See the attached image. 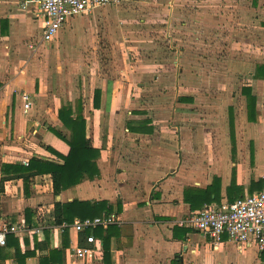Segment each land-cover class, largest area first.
I'll list each match as a JSON object with an SVG mask.
<instances>
[{
    "label": "crops",
    "instance_id": "crops-1",
    "mask_svg": "<svg viewBox=\"0 0 264 264\" xmlns=\"http://www.w3.org/2000/svg\"><path fill=\"white\" fill-rule=\"evenodd\" d=\"M132 1L118 12L103 6L70 17L42 44L33 5L0 0V227L19 226L0 246V264H264V250L255 245L240 249L225 240L215 246L210 235L177 224L205 204L233 202L264 184V77L257 75L264 45L259 60L251 54L247 82L233 93L208 86L210 77L200 75L209 55L192 54L183 63L185 52L208 46L180 43L174 24L181 4L201 2L203 18L224 21L234 37L244 25L264 36V0H167L150 19L173 31L166 34L174 54L168 62L138 60L135 44L116 39L115 20L131 18L124 9ZM210 6L229 13L214 17ZM117 45L123 58L107 74V55ZM139 66L173 67L174 74L160 81L155 72H135ZM244 87L255 96L254 113ZM21 92L30 96L28 109ZM78 117L84 126L76 142L92 150L83 158L89 170L67 166L73 171L67 179H80L57 192L50 168L40 170L34 159L64 164L69 124ZM75 201L90 204L74 206L60 222L58 205ZM97 203H103L100 214ZM108 212L122 221L89 232L72 227ZM88 234L96 238V257L73 262L70 250L88 245Z\"/></svg>",
    "mask_w": 264,
    "mask_h": 264
},
{
    "label": "rangeland",
    "instance_id": "rangeland-1",
    "mask_svg": "<svg viewBox=\"0 0 264 264\" xmlns=\"http://www.w3.org/2000/svg\"><path fill=\"white\" fill-rule=\"evenodd\" d=\"M138 1L142 3H139ZM163 1L164 2L161 6L154 0L132 1L129 5H126V8L124 9L127 17L131 18H127L124 22H118L115 20L114 27L115 29H118L119 32L116 39H121V41L135 44L137 49L134 50L138 51H133V53L136 54V59L138 60L144 62H168L174 57L173 52L169 50V36L173 33V31H171V29L167 30L163 26L162 22H154L152 21L153 19H150V16H154L153 14L156 11H163L165 9V2H167V0ZM220 2H222V0H215V3ZM201 4V2L194 5L188 3L187 6L185 4H181L182 7L179 9L181 13H177V19H175L174 22L175 30L180 38V43L190 46H192V44H197L195 46H199L202 42L206 43L208 46L207 51L199 49L185 52L183 63L186 64L189 61L188 59H191L192 54L202 55L205 53L206 55H209L208 58H206L209 65L201 64L202 67H199V72H201L200 75L210 77L211 81H209L208 86L213 84L215 87L224 86L230 92L238 93L240 92L243 84L247 82V72L252 68V64L255 62L253 61L249 65L251 54L256 56L257 60H259L260 56H263L261 55V45H264V36L257 35V37L254 32L251 33L248 29H243L244 27H247L243 23L244 26L240 31V35L234 37L228 32L227 27H223V25H225L224 21L217 22V19H207V17L203 18V8L201 7ZM243 4H245V0H243ZM210 7L211 8L209 9L214 11V17L223 15L224 13H229L227 11L224 12V9L213 6ZM141 18H146L147 21L142 22ZM196 19L198 21H196ZM183 22L185 23L183 24ZM185 25H187L188 28H186ZM166 34L169 36H166ZM250 37L252 41L249 39ZM253 42L258 44L260 53H256L254 51ZM107 58L112 61V65L110 64L108 68H105V70L107 74H111L112 71L117 69V63H120L123 58L121 47H118L117 45L112 52L108 53ZM196 59L198 60V58ZM199 60H201L200 57ZM237 60L241 61V65L234 67L232 64L233 62L237 63ZM184 68L185 70H188V68ZM171 69L173 70V67H167L166 69L161 67L155 71H151V67L147 68L139 66L135 69V72H155V74L161 78L160 81H162L164 75L174 74V71ZM87 70L86 79L89 81L90 78L93 77V73L91 72L93 71V68H89ZM236 74L240 77L238 75L236 76ZM78 76L81 77V75ZM233 77H235V79H232ZM75 78L77 79V76H75ZM226 78L229 82H225ZM161 86H164V84ZM172 101L173 99L171 102ZM249 247L251 246H247L246 248Z\"/></svg>",
    "mask_w": 264,
    "mask_h": 264
},
{
    "label": "built area",
    "instance_id": "built-area-1",
    "mask_svg": "<svg viewBox=\"0 0 264 264\" xmlns=\"http://www.w3.org/2000/svg\"><path fill=\"white\" fill-rule=\"evenodd\" d=\"M124 0H24L22 7L33 5L35 16L42 20L40 43L50 44L68 18L92 12L94 9L110 6L119 11ZM23 105L30 108L32 102L27 92H21ZM122 221L116 212L104 213L94 218L78 219L73 228L78 232ZM177 224L210 235L215 246L229 240L240 249L255 245L264 250V184L261 189L237 198L233 202L221 201L205 204L177 220ZM19 226L0 227V246L7 244V235L18 232ZM88 245H77L70 250L73 262L77 259L92 260L96 257V238L86 237Z\"/></svg>",
    "mask_w": 264,
    "mask_h": 264
},
{
    "label": "trees",
    "instance_id": "trees-1",
    "mask_svg": "<svg viewBox=\"0 0 264 264\" xmlns=\"http://www.w3.org/2000/svg\"><path fill=\"white\" fill-rule=\"evenodd\" d=\"M257 75L259 77H264V64H262V65L257 67ZM243 91L247 94L248 105H252L253 113H254V110H255L254 109V107H255V96H252V94L250 93V88L249 87H244ZM250 103H252V104H250ZM253 117H254V115H252V118ZM79 126H84L83 119L81 117L73 119L72 120V124H69V127L72 130L71 139L69 140L70 152L65 157L66 161L64 162V164H56V163H52V162H49V161L34 159L35 162H37V164H42L41 167H39V168H43V169H40V170H46V169L50 168V170H51V172L53 174V179H54V183H55V190L57 192L60 191L65 186H68L71 183H74L75 181H78L80 179V176H78V177L76 176V177H71V180H68L67 177L72 176L73 175V171L72 170H70V171L66 170L65 168L67 166H72V164L74 163L78 167H81L83 169L89 170V164L90 163H89V161L87 159V162H85L86 164L84 165L83 158L85 157V155H88V157L90 155H92L91 154L92 150H91V148L86 146L85 143L82 144V145H79V143L76 142V139L78 140V138L80 136L79 132L82 131L79 128ZM81 136H82V138H84V133L83 132H81ZM93 156H94V153H93ZM70 181H72V182H70ZM78 204H82L84 206L85 204H90V203L89 202H85V201H75V202H69V203H66V204H59L58 205L59 208H57V210L60 211L61 216L63 214V216L60 218L59 221L61 222L62 220H64L66 218V214L70 210H72V208L74 206H77ZM96 206H97L98 210H96L95 212L97 214H100L101 211H102V210L100 211V209L102 208L103 203H97ZM91 208H92L91 211L93 213V206H91ZM106 210H108V209H106ZM86 215H89V213H85L84 214V216H86ZM90 215H93V214H90ZM82 232H84V231H82ZM86 232H89V230H87ZM92 232H93V230H92Z\"/></svg>",
    "mask_w": 264,
    "mask_h": 264
}]
</instances>
